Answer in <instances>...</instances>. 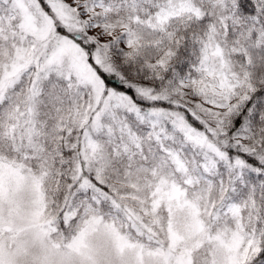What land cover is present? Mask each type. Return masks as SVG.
Listing matches in <instances>:
<instances>
[{"label": "snow or ice", "instance_id": "obj_1", "mask_svg": "<svg viewBox=\"0 0 264 264\" xmlns=\"http://www.w3.org/2000/svg\"><path fill=\"white\" fill-rule=\"evenodd\" d=\"M0 264H264V0H0Z\"/></svg>", "mask_w": 264, "mask_h": 264}]
</instances>
